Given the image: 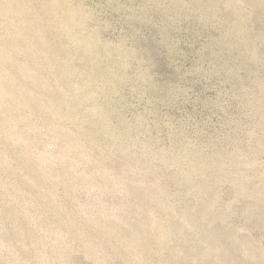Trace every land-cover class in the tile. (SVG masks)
<instances>
[{"label":"rangeland","instance_id":"rangeland-1","mask_svg":"<svg viewBox=\"0 0 264 264\" xmlns=\"http://www.w3.org/2000/svg\"><path fill=\"white\" fill-rule=\"evenodd\" d=\"M0 264H264V0H0Z\"/></svg>","mask_w":264,"mask_h":264}]
</instances>
